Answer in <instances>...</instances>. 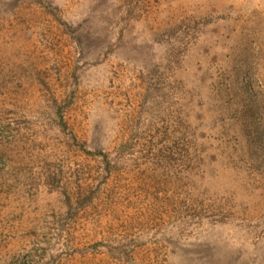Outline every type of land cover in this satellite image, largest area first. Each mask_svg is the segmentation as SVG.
Masks as SVG:
<instances>
[{
    "label": "rangeland",
    "instance_id": "374dc122",
    "mask_svg": "<svg viewBox=\"0 0 264 264\" xmlns=\"http://www.w3.org/2000/svg\"><path fill=\"white\" fill-rule=\"evenodd\" d=\"M0 264H264V0H0Z\"/></svg>",
    "mask_w": 264,
    "mask_h": 264
}]
</instances>
